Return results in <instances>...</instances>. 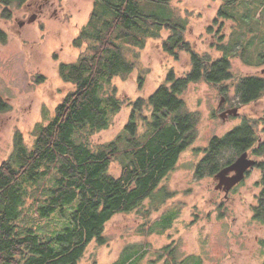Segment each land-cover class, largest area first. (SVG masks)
Instances as JSON below:
<instances>
[{
	"label": "trees",
	"instance_id": "trees-1",
	"mask_svg": "<svg viewBox=\"0 0 264 264\" xmlns=\"http://www.w3.org/2000/svg\"><path fill=\"white\" fill-rule=\"evenodd\" d=\"M27 1L0 0V17L10 18L13 6ZM91 1L88 20L73 40L80 49L78 58L58 68L72 89L51 118L35 124L31 146L15 132L13 149L0 163V264H78L90 242L105 244L106 223L148 198L155 202L161 180L195 140L198 115L185 109L182 96L189 85L205 81L225 94L224 83L233 78L232 57L250 66L264 64V0L224 1L214 21L219 16L234 25L230 40L217 45V58L192 49L182 33L185 22L150 12L152 4L168 6L171 0ZM164 28L172 33L163 41L165 51L175 56V50L187 52L190 71L182 76L169 72L152 94L134 101L119 134L91 146L88 136L108 128L124 102L116 95L113 79L131 73L147 40L159 38ZM6 39L0 29V42ZM235 95L239 105L258 101L264 95V77H240ZM9 109L0 96V112ZM257 123L246 115L222 136H213L201 149L196 173L214 175L245 151L256 156L260 191L252 216L264 226V140L259 139ZM114 161L120 164L117 176L109 171ZM27 197H33L31 210L25 205ZM174 217H167L170 224ZM61 218L67 222L58 230H41L49 221L60 225Z\"/></svg>",
	"mask_w": 264,
	"mask_h": 264
},
{
	"label": "rangeland",
	"instance_id": "rangeland-1",
	"mask_svg": "<svg viewBox=\"0 0 264 264\" xmlns=\"http://www.w3.org/2000/svg\"><path fill=\"white\" fill-rule=\"evenodd\" d=\"M224 1L171 0L168 6L152 4L150 12L185 22L182 33L192 49L217 58V45L230 40L234 25L224 17L218 16V21H214ZM91 9V0H28L21 7L13 6L10 18L0 17V29L7 34L6 42H0V96L10 104L9 110L0 112V163L13 149L15 132L20 131L31 146L35 124L51 118L56 105L72 89L60 78L58 68L61 62L78 58L80 49L73 45V40ZM171 34L164 28L159 38H149L139 51L135 69L113 79L116 95L124 102L108 128L88 136L91 146L119 134L134 101L152 94L169 72L182 76L190 71L187 52L175 50V56L165 51L163 41ZM126 52L132 57L131 49ZM231 71L233 78L224 83L228 89L225 94L205 81L193 82L183 92L185 109L198 115L195 140L161 180L154 193L157 200L148 198L134 211L114 215L103 231L106 243L90 242L78 264L262 263L264 226L252 216V206L260 191L259 170L251 167L227 193L216 188L213 175L198 177L196 173L201 149L213 136L231 130L243 116L258 119L257 133L264 140V95L247 105H239L235 95L240 77H264V64L250 66L235 56L231 58ZM221 97V105L237 107L238 115L219 117ZM230 154L228 151L227 156ZM249 157L257 160L254 155ZM109 171L117 176L119 162H112ZM32 202L33 197H27L25 205L29 210ZM170 214L175 215L171 224L167 218ZM57 215L58 211L52 216ZM64 220L61 218L60 225L49 221L41 230H58Z\"/></svg>",
	"mask_w": 264,
	"mask_h": 264
},
{
	"label": "water",
	"instance_id": "water-1",
	"mask_svg": "<svg viewBox=\"0 0 264 264\" xmlns=\"http://www.w3.org/2000/svg\"><path fill=\"white\" fill-rule=\"evenodd\" d=\"M223 101L224 98L221 97L218 106H221ZM229 115H238V108H228L219 113V117L222 119L227 118ZM255 164L256 159L249 157V153L247 151L241 153L234 161L223 166L214 174L213 179L217 181L216 188L227 193L234 185L238 184L245 177L246 172L251 167L255 166Z\"/></svg>",
	"mask_w": 264,
	"mask_h": 264
},
{
	"label": "flooded vegetation",
	"instance_id": "flooded-vegetation-1",
	"mask_svg": "<svg viewBox=\"0 0 264 264\" xmlns=\"http://www.w3.org/2000/svg\"><path fill=\"white\" fill-rule=\"evenodd\" d=\"M226 109H228V108H227V107H223L222 105L217 107V111H218V112L220 111L219 113L225 111ZM217 114H218V113H217ZM221 168H222V167H221ZM221 168H220V169H221Z\"/></svg>",
	"mask_w": 264,
	"mask_h": 264
}]
</instances>
